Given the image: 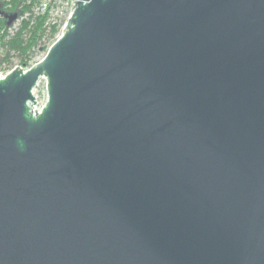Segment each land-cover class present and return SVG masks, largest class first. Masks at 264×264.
<instances>
[{
    "label": "water",
    "instance_id": "water-1",
    "mask_svg": "<svg viewBox=\"0 0 264 264\" xmlns=\"http://www.w3.org/2000/svg\"><path fill=\"white\" fill-rule=\"evenodd\" d=\"M72 8L0 77V264H264V0Z\"/></svg>",
    "mask_w": 264,
    "mask_h": 264
},
{
    "label": "trees",
    "instance_id": "trees-1",
    "mask_svg": "<svg viewBox=\"0 0 264 264\" xmlns=\"http://www.w3.org/2000/svg\"><path fill=\"white\" fill-rule=\"evenodd\" d=\"M2 10L8 13H16L17 16L22 19L26 14L28 17L22 19L20 28L9 36L8 30L10 27L6 26V21L0 18V39L9 52H15L23 58L31 53V50L40 49L44 52L47 51V47L52 45L60 30L55 26H52L47 32L45 26L48 19L47 13L45 15H34L33 8L39 4L38 0H0ZM50 41V44L43 47L41 46L43 40ZM25 61V62H24ZM28 60H23L21 65L27 66Z\"/></svg>",
    "mask_w": 264,
    "mask_h": 264
},
{
    "label": "rangeland",
    "instance_id": "rangeland-1",
    "mask_svg": "<svg viewBox=\"0 0 264 264\" xmlns=\"http://www.w3.org/2000/svg\"><path fill=\"white\" fill-rule=\"evenodd\" d=\"M4 1L7 2L8 0H4ZM5 13L8 14V15L14 14V13H8V12H5ZM66 13H67V11H66ZM66 13H65V15H66ZM34 15H36V14L34 13ZM27 17H28V15L26 14L23 18L26 19ZM22 19H20L17 16V19L9 26L10 27L9 30H8V35L9 36L14 35V33L20 28ZM61 20L62 21L65 20L66 21L65 16L63 18H61ZM61 27H63V24H62ZM60 32L62 33V31H60ZM61 33H59V35ZM0 36H1V34H0ZM4 41L2 42L1 39H0V73L1 72H6V71H12L16 67L21 68V69H27L30 66L31 63H33L34 61L40 60L45 54V52L40 50V49H35V50L32 49L31 53L28 54V56H26V58L25 57L23 58L22 56L18 55L15 52H9L8 49L3 45ZM49 44H50V41L45 39V40L42 41L41 46L45 47V46H47ZM23 60H28L27 66H25V67H23L21 65V62ZM34 96L36 98V102H37L39 107L42 106L45 103L46 90H45V81L44 80H41L39 82L38 86L36 87V89L34 91Z\"/></svg>",
    "mask_w": 264,
    "mask_h": 264
},
{
    "label": "built area",
    "instance_id": "built-area-1",
    "mask_svg": "<svg viewBox=\"0 0 264 264\" xmlns=\"http://www.w3.org/2000/svg\"><path fill=\"white\" fill-rule=\"evenodd\" d=\"M38 1H39V4L33 8V12L36 15H45L47 13L48 19L46 21L45 26H46L47 32H48L52 26H55L60 31L63 30L66 21L68 20V18L70 17V15H71V13L73 11L72 6H74L75 3L78 0H53L51 2L50 1H46V0H38ZM66 11H67V13H66ZM65 13H66V15H65ZM64 16H65L66 21L65 20H63V21L61 20V18H63ZM62 24H63V27H61ZM59 36L60 35H58L57 38ZM50 46L47 47V50H48V48ZM40 60H37V61H34L33 63H31L30 66L27 69H29L30 67H32L33 65L38 63ZM27 69H24V70H27ZM9 72L10 71L1 72L0 73V77H4Z\"/></svg>",
    "mask_w": 264,
    "mask_h": 264
},
{
    "label": "clouds",
    "instance_id": "clouds-1",
    "mask_svg": "<svg viewBox=\"0 0 264 264\" xmlns=\"http://www.w3.org/2000/svg\"><path fill=\"white\" fill-rule=\"evenodd\" d=\"M18 143H20L21 147H23V142H22V141H20V142H18Z\"/></svg>",
    "mask_w": 264,
    "mask_h": 264
}]
</instances>
